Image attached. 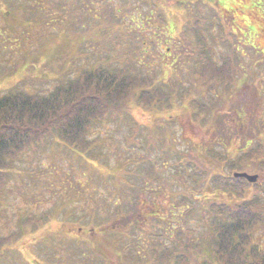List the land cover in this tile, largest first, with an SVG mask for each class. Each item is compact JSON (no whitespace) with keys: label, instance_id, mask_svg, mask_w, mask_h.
I'll return each instance as SVG.
<instances>
[{"label":"rangeland","instance_id":"374dc122","mask_svg":"<svg viewBox=\"0 0 264 264\" xmlns=\"http://www.w3.org/2000/svg\"><path fill=\"white\" fill-rule=\"evenodd\" d=\"M167 2L155 12V0H0V96L12 90L49 94L83 71H93L100 61L117 73L148 76L155 84L152 90L168 94L154 107L139 106L136 101L121 105V110L93 125L88 137L99 140L100 148L93 156L97 158L82 159L60 144L57 136L47 137L2 169L0 237L16 238L0 257V264H85L79 262L81 254L84 258V252L78 255L77 244L83 245L80 239L88 240L86 251L98 259L94 264H128L118 255L119 241L106 242L107 232L100 229L115 228L111 211L131 201L138 203L131 213L143 229L138 230L139 238L149 239L153 233H162L158 226L175 224V232H168L172 237L165 236L164 243L189 246L185 259L189 264L211 261L210 218L205 208L213 199L239 202L241 196L223 193L210 180L200 183L176 176L166 156L182 150L189 161L221 171L211 162L214 158L235 157L236 147L247 148L245 142L249 147L255 145L258 130L264 126V0H202L190 11ZM213 10L218 23L203 32L204 42L216 65L228 68L232 76L204 81L201 87L197 77L204 42L198 40L193 19L209 17ZM213 85L216 88L201 99L216 107L211 119L193 110L199 97H204L200 95L203 89ZM260 135L264 137V132ZM208 148L212 155L205 152ZM142 156L151 158L145 165L153 164L151 171L162 175L163 183L152 180L149 168L134 173L136 158ZM223 166L224 174L235 169L226 162ZM253 169L244 171L264 174V155ZM132 190H137V199ZM253 190L245 192L246 199ZM191 196L196 197L197 207L191 205L181 219L180 209L174 206ZM260 196L264 202V193ZM82 212L89 214L85 222L102 218L105 227L89 232L91 223H77ZM44 215H53L52 222L38 231L22 233L23 219ZM125 218L133 217L126 214ZM159 219L162 223L158 225ZM80 226L84 230H77ZM55 230L60 232L57 237ZM152 239L156 243L157 237ZM195 252L205 253L197 258ZM141 260L140 264L148 263L146 255ZM168 260L165 264H172L173 259Z\"/></svg>","mask_w":264,"mask_h":264},{"label":"trees","instance_id":"16d2710c","mask_svg":"<svg viewBox=\"0 0 264 264\" xmlns=\"http://www.w3.org/2000/svg\"><path fill=\"white\" fill-rule=\"evenodd\" d=\"M167 1H172V6L177 9H188L190 11L194 7L196 8L198 2L202 0H155L156 3L153 4L156 7L155 12H159V8L161 5L163 7L165 2L168 4ZM176 1H179L180 5ZM150 12L154 13V8H151ZM216 17H218V14H215L213 10V13L209 17L199 15L196 20L193 19V23L197 25L195 31L199 42H204L206 34L204 35L203 32L206 33L209 30V26L218 23ZM204 43L202 46L204 52L201 54L204 59L203 61L201 60V69L198 72L199 77H197V81L201 87L204 81L210 79H231L232 73L228 68H219L216 65L214 56L209 51V44L207 45L206 41ZM212 43L213 45L217 44L215 37H212ZM207 52L212 54L211 58ZM104 62H98L97 67L93 71H83L77 78L57 85L49 94H31L20 90H12L0 96V173L5 174L2 169L9 168L21 154L39 145L47 137L57 136L60 139V144L66 145L71 152L80 155L82 159L85 157L97 158L93 156L95 150L100 148V145H98L99 140H92L88 137L93 125L100 123L104 118L111 117L110 114L114 110H121L119 106L130 103L131 101H136L139 106L148 105L149 107H154L155 104H159L162 100L167 99L168 94L165 91L152 90L155 84L150 82L151 78H148V76L142 78L137 74L132 76L129 72L122 73L121 71L117 73V71L106 68ZM217 70H219L220 74L216 73ZM226 70L228 75L225 72ZM213 88H216V86L203 89L200 95H204V97L201 98L198 96L199 100L197 99V104L195 103L196 108L193 110L198 109L200 112L205 113V116L209 115L211 119V111L216 107H214L212 102H210L209 106L207 105L208 103L204 104L203 100L201 102V99L209 95V92ZM262 131L264 132V126L260 128V131L258 130L260 133L256 135V143L254 146L249 147L248 142H245V147L247 148L243 146L236 147L234 153L237 155L235 157L226 156L224 159L220 158L218 160L212 158L213 160L211 162L215 164V167H219L222 170L225 162L231 164L235 168L233 170L236 171L254 170L255 164L260 162L264 155V141L262 140L264 137L260 135ZM209 149L205 152L209 155L208 152L210 151L212 155V151ZM183 152L182 150H178L174 152V156H166L168 163L174 164L173 172L176 176H185L186 178H190L191 181L196 180L200 181V183L210 180V185H213L223 193L241 196V201L239 202L228 200L217 201V199L208 202L205 211L209 214L208 216L210 218L209 230L211 232V239L209 240V260L211 261L207 263L205 261L198 262V264H264V202L260 201V193H264V187H260L264 180V174L260 173L258 181L252 184L243 177H234L233 170L231 173L226 174L221 173L222 170L209 171L201 163L197 164L194 161H189L190 159H187ZM207 154H205L206 157L208 156ZM138 158H136V169L134 173L140 169L143 173L150 170L148 174L151 175L152 180L163 183L161 179L163 176L153 174L154 171H151V169L154 170L155 166L153 164L148 167L145 165L148 159L151 158L148 156ZM195 185L199 186V183ZM249 188H254L255 190H253L252 197L248 200L244 194ZM197 189V191H201L199 188ZM132 191L135 195L134 197L138 196L137 190ZM192 196L182 199V204L180 205L175 204L174 207L180 209V213L178 214L179 218L183 219L185 210L189 209L191 205L192 207L196 206L194 205L196 197ZM137 206V202L131 201L128 205L120 204L116 212L111 211L112 214L109 213L110 219H116L112 224L115 228L113 226L105 227L104 223H102V218V221H98L93 217V219L85 222V218H89L88 212L80 213L81 220L78 219L79 221L77 223L80 225L83 223H91L93 227L88 230L92 233L99 226H104L105 229H100L102 232H107L104 240L108 242V239H117L120 243H116L118 255H122V258L128 264H140L143 262L141 259L145 258V255L148 259L147 264H165L169 261L168 258L173 259L172 264H189V260H185L189 255L187 253L190 248L189 246L182 243L179 247L178 243H175V246L168 247L167 243H164L162 240L166 239L165 236L172 237L169 233L175 232L177 228L174 226L175 224L172 226H164L171 231H167L164 227L158 226L159 231L162 233H153L149 235V239L147 237L141 239L137 236L138 230L140 232L143 231L140 226V221L131 213ZM126 214H130L133 218L126 220ZM92 216H96V214L93 213ZM52 217L53 215H44V217L40 218L41 220L34 216L27 217L22 220L20 229L22 233L38 231L44 224L47 225L48 222H52ZM161 223L162 219H159L158 225ZM63 225L65 226V224ZM72 225L74 226V222L69 226L67 231H71ZM78 229L82 231L84 227L80 226ZM54 232H56V237L59 236L60 232L58 230ZM178 233V236L181 238L183 228ZM68 237L73 238V240L76 239L75 235H68ZM153 237H157L156 243L153 241L154 239L151 240ZM15 238L16 236L8 238L0 237V257L5 256L3 254L10 248L9 246L12 245ZM80 240L83 242V245L77 244L80 247L78 255L84 252V258L81 254V260L79 262H84L85 264L98 263L97 257H91L90 253L86 251L89 248L88 240ZM137 241L140 244H137ZM159 247L161 250L158 249ZM190 252L192 253L193 251ZM204 253L195 252L193 255L198 258L202 257Z\"/></svg>","mask_w":264,"mask_h":264},{"label":"water","instance_id":"95a60500","mask_svg":"<svg viewBox=\"0 0 264 264\" xmlns=\"http://www.w3.org/2000/svg\"><path fill=\"white\" fill-rule=\"evenodd\" d=\"M235 176L236 177H244V178H247V180L250 181V182H256L257 179H258V175L257 174H248L246 172L236 173Z\"/></svg>","mask_w":264,"mask_h":264}]
</instances>
